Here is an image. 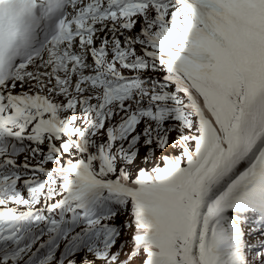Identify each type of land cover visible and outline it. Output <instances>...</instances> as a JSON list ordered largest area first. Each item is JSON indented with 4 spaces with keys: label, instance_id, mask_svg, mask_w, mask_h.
<instances>
[{
    "label": "snow or ice",
    "instance_id": "6c2138e0",
    "mask_svg": "<svg viewBox=\"0 0 264 264\" xmlns=\"http://www.w3.org/2000/svg\"><path fill=\"white\" fill-rule=\"evenodd\" d=\"M0 264H264V0H0Z\"/></svg>",
    "mask_w": 264,
    "mask_h": 264
}]
</instances>
